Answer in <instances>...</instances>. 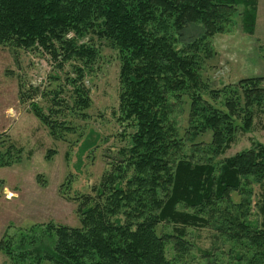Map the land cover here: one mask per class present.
<instances>
[{"label":"trees","instance_id":"obj_1","mask_svg":"<svg viewBox=\"0 0 264 264\" xmlns=\"http://www.w3.org/2000/svg\"><path fill=\"white\" fill-rule=\"evenodd\" d=\"M238 6L252 34L256 0H0V46L45 51L59 67L72 63L68 101L56 94L47 112L30 102L53 138L74 131L70 112L89 107L82 80L103 44L118 54V120L131 129L100 186L74 198L80 225H47L50 245L32 239V251L26 235L5 237L0 251L10 264H186L196 230L227 247L228 264H264V145L219 159L264 113V85L251 77L209 89L200 74L211 38ZM188 25L200 36L177 49ZM184 104L181 134L170 115ZM2 145L5 166L14 162L13 144ZM202 252L210 264L213 253Z\"/></svg>","mask_w":264,"mask_h":264},{"label":"rangeland","instance_id":"obj_2","mask_svg":"<svg viewBox=\"0 0 264 264\" xmlns=\"http://www.w3.org/2000/svg\"><path fill=\"white\" fill-rule=\"evenodd\" d=\"M235 11L227 29L210 40L212 56L200 70L209 89H221L251 77L260 78L264 85V0H256L252 34L242 28V7ZM199 36L200 28L188 25L177 37L175 47L180 49L183 43ZM97 52L91 71L82 80L89 90V107L84 115L70 112L66 119L74 131L55 139L31 112L30 102L47 112L56 94L68 101L72 89L67 76L76 78L72 63L59 67L60 59L54 61L45 51L0 46V139L5 141L1 148L3 151L7 144H13L14 156L11 164L0 165V240L13 236L19 242L26 235L23 246L32 251V239L35 244L50 245L44 231L47 225L78 227L74 198L92 194L100 186L111 158L127 144L131 129L124 131L125 123L118 120V54L106 44L99 46ZM184 105L170 115L181 134L187 127V104ZM207 140L206 137L204 141ZM257 143L264 145V113L255 116L246 132L236 134L232 146L219 159ZM193 241L195 248L186 264H207L201 259L204 250L213 253L210 264H228L224 254L227 247H222L209 231L196 230ZM166 255L172 257L169 247ZM0 264H10L2 251ZM26 264H31L30 260Z\"/></svg>","mask_w":264,"mask_h":264}]
</instances>
